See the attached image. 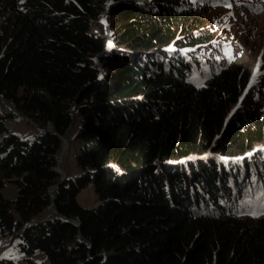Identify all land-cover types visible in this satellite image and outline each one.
Instances as JSON below:
<instances>
[{
	"label": "trees",
	"instance_id": "obj_1",
	"mask_svg": "<svg viewBox=\"0 0 264 264\" xmlns=\"http://www.w3.org/2000/svg\"><path fill=\"white\" fill-rule=\"evenodd\" d=\"M106 3L0 0V99L44 130L21 140L6 125L21 116L0 113V176L17 187L9 202L0 183V233L26 264L37 251L47 264H264V212L243 220L264 203V114L228 118L247 81L229 67L189 82L209 36L182 0L113 7L102 54ZM71 109L83 175L46 217ZM88 185L95 209L76 200Z\"/></svg>",
	"mask_w": 264,
	"mask_h": 264
},
{
	"label": "rangeland",
	"instance_id": "obj_2",
	"mask_svg": "<svg viewBox=\"0 0 264 264\" xmlns=\"http://www.w3.org/2000/svg\"><path fill=\"white\" fill-rule=\"evenodd\" d=\"M152 0H107L113 7L118 5L149 4ZM182 6L196 16L198 21L202 22L199 29L205 36H209L207 43L199 48L200 58L197 60L195 71L189 78V82L196 88L202 89L207 86L214 76L218 75L221 70L229 67L239 72L240 77L247 81V86L242 92L239 102L232 105L228 118L231 119L236 113L245 111H257L264 114V0H182ZM107 7V6H106ZM106 12L98 25L104 30V37L108 39V49L102 54L115 48V36L110 26ZM105 16V17H104ZM92 32L99 34L97 24H93ZM186 36H180L178 42H187ZM176 42V41H175ZM170 47L174 49L176 43ZM99 56L95 58L98 63ZM0 113L12 111L21 116L12 104L0 99ZM72 124L65 133L67 143L63 149L61 141V150L57 156L61 157L60 166L66 178L70 179L79 175L81 172L76 165V157L79 154L82 143L75 139V135L82 128V119L76 113V110H70ZM8 129L20 137L21 140H32L36 135L44 130L40 126L21 116V121H7ZM51 131V127H46ZM216 143V142H215ZM262 148L254 147V150ZM212 153L211 151L209 152ZM213 154V153H212ZM255 154V151L252 153ZM248 155L249 157L252 155ZM209 155V154H208ZM247 156V157H248ZM57 168V166H56ZM55 168V169H56ZM254 168L252 167V172ZM60 177V174H59ZM14 178L5 179L0 176L2 186L1 194L6 201L13 202L17 196V187L13 184ZM51 190V189H50ZM50 192V191H49ZM78 204L86 209H95L98 207V197L95 194L92 185H88L81 190L76 197ZM254 209L250 215L243 220L250 221L255 214L264 212V203L262 202ZM52 213L46 210V217ZM264 218V217H262ZM260 217V219H262ZM19 240L14 236L0 233V260L11 261L13 264H26L25 256L21 254ZM28 259L37 264H47L43 253L37 251Z\"/></svg>",
	"mask_w": 264,
	"mask_h": 264
},
{
	"label": "water",
	"instance_id": "obj_3",
	"mask_svg": "<svg viewBox=\"0 0 264 264\" xmlns=\"http://www.w3.org/2000/svg\"><path fill=\"white\" fill-rule=\"evenodd\" d=\"M106 12L108 13V11H110V8H111V5L109 3H106ZM105 17V16H104ZM61 141L64 143L67 141V137L66 135L60 137ZM64 152H62L61 156L58 158L57 160V168L55 169V171L60 174V181L58 184H56L55 186H53L50 190V196H51V199H52V203L51 205L48 207V209L50 210V212L54 215H58L57 212H56V209H55V206H54V203H55V191L61 186L63 185L64 183H66L67 181L69 180H72V179H76L78 177H80L81 175H83V173H80L79 175L75 176V177H72L70 179L66 178L64 173H63V169L61 168L60 166V163H61V157L63 155ZM59 216V215H58ZM62 219L66 220L67 222L71 223V224H74V225H78L79 224L75 221H72V220H68V219H65L63 217H61Z\"/></svg>",
	"mask_w": 264,
	"mask_h": 264
},
{
	"label": "bare ground",
	"instance_id": "obj_4",
	"mask_svg": "<svg viewBox=\"0 0 264 264\" xmlns=\"http://www.w3.org/2000/svg\"><path fill=\"white\" fill-rule=\"evenodd\" d=\"M66 143H67V141L63 143V149H64Z\"/></svg>",
	"mask_w": 264,
	"mask_h": 264
}]
</instances>
